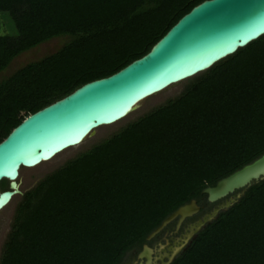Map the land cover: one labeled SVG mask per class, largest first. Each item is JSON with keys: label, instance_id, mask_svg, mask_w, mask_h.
<instances>
[{"label": "trees", "instance_id": "obj_1", "mask_svg": "<svg viewBox=\"0 0 264 264\" xmlns=\"http://www.w3.org/2000/svg\"><path fill=\"white\" fill-rule=\"evenodd\" d=\"M204 0H0V72L56 37V51L0 80V141L28 115L146 54ZM264 153V34L188 79L22 193L0 264H120L177 207ZM7 182H0V191ZM169 264H264V179Z\"/></svg>", "mask_w": 264, "mask_h": 264}, {"label": "water", "instance_id": "obj_2", "mask_svg": "<svg viewBox=\"0 0 264 264\" xmlns=\"http://www.w3.org/2000/svg\"><path fill=\"white\" fill-rule=\"evenodd\" d=\"M263 34L264 0H204L182 15L140 58L25 117L0 141V182H7V188L0 191V210L20 194V169L34 168L79 145L95 129L122 120L141 101L203 73ZM263 179L264 153L202 189L200 193L209 204L234 192L235 196L193 225L159 264H169L218 213ZM198 210L196 202L189 200L162 219L144 241H150L172 221L176 230ZM152 255L153 250L143 244L136 256L138 264H157Z\"/></svg>", "mask_w": 264, "mask_h": 264}, {"label": "rangeland", "instance_id": "obj_3", "mask_svg": "<svg viewBox=\"0 0 264 264\" xmlns=\"http://www.w3.org/2000/svg\"><path fill=\"white\" fill-rule=\"evenodd\" d=\"M0 35H9V36L15 35L13 24L6 13H0ZM66 41H67L66 38L56 37L36 46L31 50L19 54L17 57H15L10 61V63L3 71L0 72V80L8 77L16 69L22 67L23 65L37 61L40 58L53 53ZM186 82L187 80L180 82L176 85L170 86L164 91L141 101L122 120L118 121L117 123L111 126L100 127L98 129H95L93 134L91 136L84 138L79 145L61 152L60 154L56 155L48 162L41 163L38 166L31 169H20L17 177L18 190L20 191V194L14 195L10 199L9 203L3 209L0 210V250L2 243L5 240L7 233L9 232L15 206L19 202L23 192L33 187L45 175L49 174L50 172L61 166L65 161L71 159L79 152L89 148L91 145L106 138L107 136L115 132L117 129H119L125 123L134 120L135 118L148 112L152 108H155L156 106L164 103V101H166L167 99L177 96L183 90ZM234 196H235V192L227 196L225 199H222V202L220 204L215 203V205L219 204L220 206L226 201H228L230 198H233ZM191 227H193V225L189 226L188 231ZM160 236L161 233L160 234L158 233L156 237L153 240H151L150 243H148L150 246H152L155 249V251H153V258L155 259V263L157 264L161 262H165L167 258L166 256L170 254L169 249L173 248V246H176V242L178 243V241H180L181 238H183L181 237L177 240H174V242H170V243L167 242L168 245L166 246H165L166 241L163 244L159 243L158 244L159 247L156 248V246L154 245L156 242L159 241ZM154 252H156V254H154ZM131 254L133 253L130 252L125 254L121 260V264H131L132 261L130 262L131 259L129 258Z\"/></svg>", "mask_w": 264, "mask_h": 264}, {"label": "flooded vegetation", "instance_id": "obj_4", "mask_svg": "<svg viewBox=\"0 0 264 264\" xmlns=\"http://www.w3.org/2000/svg\"><path fill=\"white\" fill-rule=\"evenodd\" d=\"M221 202H222V200L219 201V202H216V203H219L220 204ZM219 204L218 205H215L214 204L206 213H203L202 215H200L198 217L195 216V215H197V213H198L197 212L195 215L191 216L190 218L184 219L180 223L179 227L176 230H175V221L171 222L169 225H167L160 232L161 233V236L159 238V241L156 242L154 246H156V248H157V247H159L158 246L159 243H162L163 244V243H165V241H166V243L167 242L170 243V242H174V240H177V239L183 237V235L188 231V228H189L190 225H195L198 221H201L205 216H207L208 214H210L212 212V210H214L215 208H217L219 206ZM155 237H153L151 240H153ZM150 241L146 242L145 245H147L150 249H152L153 251H155V249L148 244V243H150ZM142 245H141V247H142ZM141 247H140L139 251H137L135 254L133 253V254H131L129 256V258L131 259L130 262L132 261L131 264H138L139 260H137L136 256L141 251ZM154 254H156V252H154ZM152 258H153V255H152ZM141 263L143 264V261ZM120 264H121V262H120Z\"/></svg>", "mask_w": 264, "mask_h": 264}, {"label": "bare ground", "instance_id": "obj_5", "mask_svg": "<svg viewBox=\"0 0 264 264\" xmlns=\"http://www.w3.org/2000/svg\"><path fill=\"white\" fill-rule=\"evenodd\" d=\"M81 141H82V140H81ZM81 141H80V143H81ZM54 157H55V156H54ZM47 162H48V161H47ZM8 203H9V201H8ZM8 203H7V204H8ZM7 204H6V205H7ZM6 205H5V206H6ZM5 206H4V207H5ZM4 207H2L1 209H3Z\"/></svg>", "mask_w": 264, "mask_h": 264}]
</instances>
